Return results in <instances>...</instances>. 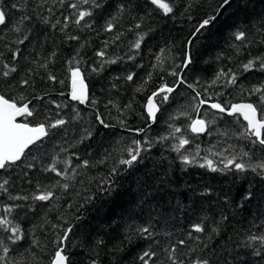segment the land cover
<instances>
[{"label": "trees", "instance_id": "trees-1", "mask_svg": "<svg viewBox=\"0 0 264 264\" xmlns=\"http://www.w3.org/2000/svg\"><path fill=\"white\" fill-rule=\"evenodd\" d=\"M74 2L79 0H65L63 5L58 0H3L7 20L0 26V94L14 98L18 106L31 101L33 116L22 120L31 126L57 118L68 123L51 129L39 151L33 146L20 162L0 170V183L9 181L8 191L0 190V216L19 224L24 234L12 244L7 239L11 233L0 229V240L11 249L7 261L0 264H52L56 241L69 226L73 232L65 254L71 264H91L97 254L101 264H141L138 257L149 246L157 251V264H170L162 248L172 245L184 264H193L198 257L207 258L210 264H264V246L248 239L264 234V178L251 171L213 172L198 164L185 165L172 150L178 141L160 140L172 133L170 125L180 127L182 132L175 135L192 140L185 146L187 152L194 153L199 145L200 157L208 156L221 168L220 157L210 156L208 149L225 156L248 151L254 154L252 162L264 158V149L258 144L238 137L246 126L241 117L216 113L208 105L201 106L199 114L193 111L198 99L209 97V104L257 102L249 91L264 84V71L259 61L249 71L242 65L264 57V0H231L223 8L222 0H163L173 7L167 14L151 0H97L101 6L80 26L73 22L76 9L69 7ZM88 8L80 4V10ZM211 15L217 16L213 24L196 33L202 20ZM22 16L31 19L21 23ZM48 16L52 23H61L52 28L40 19ZM66 16L72 20L61 31ZM109 23L115 25L112 31L106 30ZM16 27L21 31L16 32ZM240 31L246 33L243 41L235 38ZM26 35L28 39L19 44ZM69 36L80 39L69 40ZM141 36V47L136 49L134 44ZM17 49L20 56L13 59ZM101 50L106 52L104 58L96 55ZM188 54L192 63L184 68ZM102 60L116 63H104L100 70ZM5 65L17 71L4 77ZM75 67L81 69L89 88L84 106L69 96ZM173 70L182 73L186 83L162 105L156 97L160 111L152 123L147 113L149 97L161 85L172 87L177 82L170 74ZM221 70L236 74L235 86L222 80L212 83ZM132 73L134 79L128 81L126 77ZM50 75L56 80L49 79ZM25 79L28 85L22 84ZM188 84L201 97L193 99L195 91ZM98 114L111 126L100 125ZM198 115L209 122L215 118L203 136L187 127ZM134 140L149 141L152 146L133 166L121 165V159L130 158L126 149L134 147ZM85 159L89 167H83ZM54 162L59 170L67 169L70 178L48 171ZM65 183L67 190L62 187ZM48 190L54 193L48 201L31 198ZM249 192L253 195L245 200ZM17 196L29 199H11ZM7 206L12 207L10 214L4 211ZM149 223L159 245L136 232ZM197 223L203 224L204 233L192 230ZM99 239L106 248L95 245ZM181 239L186 241L184 245L178 244ZM257 250L260 255H255Z\"/></svg>", "mask_w": 264, "mask_h": 264}, {"label": "snow or ice", "instance_id": "snow-or-ice-1", "mask_svg": "<svg viewBox=\"0 0 264 264\" xmlns=\"http://www.w3.org/2000/svg\"><path fill=\"white\" fill-rule=\"evenodd\" d=\"M58 2L63 5L65 3V0H58ZM151 3L154 5H157L159 8L163 9V11L167 13L173 12V7L170 6L168 3H164L163 0H151ZM231 0H222V3L220 5L221 8H223L226 5H230ZM80 4L89 5L88 9L80 10ZM101 6L100 3L97 2V0H79V3H70L69 7L72 9H76V12L74 13L75 19L73 22L80 26L82 21H85L86 17H91L93 15V9L99 8ZM11 7L16 8L17 4H12ZM49 13H52V9H48ZM216 15L208 16L206 19H203L202 22L199 24V26L195 29L196 33H200L201 30L206 29L210 25L213 24V22L216 20ZM31 19V17L28 16H22L21 17V23L24 20ZM43 23L49 24L52 28H56L58 24L61 22L59 20H56L55 23H52L51 17H40ZM7 16H6V10L3 7V0H0V25L6 24ZM72 20V17L66 16L65 17V23L63 27L60 29L63 31L65 28L68 27V21ZM87 27H91V23H86ZM115 27L114 24L109 23L107 26V31H112ZM136 27H140V25H136ZM16 32H20L21 28L16 27ZM118 38V37H117ZM235 38L237 40H245L246 39V33L244 31H240L235 33ZM28 39V36H24L23 39H20L18 41L19 44H23L25 40ZM69 40H79L80 38L78 36H69ZM143 40V36L138 39L134 47L136 49H139L141 47V42ZM107 43V42H106ZM188 44H192V40L188 41ZM54 55V53H53ZM97 56L104 58L106 56V52L104 50L98 51L96 53ZM20 56V50L17 49L13 53V59H16ZM131 59V57H130ZM257 61H259V68L260 70L264 71V57H254L250 59L246 64H243L242 67L245 71H249L257 67ZM104 63H116V60H102V63L100 64V70L103 69ZM192 63V56L190 54L186 55L185 62L182 65L184 68H187L188 65ZM7 70L2 72V75L4 77L10 76L12 73L16 72L17 69L12 66L5 65L4 66ZM41 67H47V64H42ZM97 69H93V71H96ZM172 76L177 77V82L172 86L169 87L166 83L161 85L158 91L153 92L152 95L149 97L148 104H147V113L152 123L156 122L157 119V113L160 111V106H158L156 103H154V99L156 97H160V105L168 102L169 100V94L176 91L177 88L180 87V85L185 84L186 81L184 80L183 74L180 72H177L173 70L170 73ZM135 74H129L126 79L128 81H132L134 79ZM49 79L56 80V77L54 75H50ZM149 79L151 77L149 76ZM223 81L225 84L230 86H235L237 83V76L234 72L229 70L228 72H224L221 70V72L216 76V78L212 81L213 84H216L217 81ZM29 81L27 79L22 81L23 85H28ZM189 88H192L195 91V86L193 84L187 85ZM139 91V89H137ZM249 95H256L257 96V102L256 103H239V104H221L219 102L211 103L209 104L210 97L207 99H198V104H196L193 108V111H195L197 114H199L200 107L204 105H209V107L213 110H216L219 113H227L228 115L232 116L237 113L243 116V119L247 121L246 126L242 129L240 133H238V137H243L245 139H251L252 145H259L262 149H264V84L253 86L252 89L249 91ZM201 97V92L195 91V96L193 99H197ZM23 99V98H21ZM39 99H43V97H39ZM71 99L74 101H80L81 103H85L87 101V86L84 82V76L81 72V69L79 67H75L71 71ZM31 101H27L25 103H22L18 106V103L14 98H6L5 95L0 94V169H7L8 167L16 164L17 161H20L22 157L25 156L26 149H29L30 146H35L36 150L39 151L43 145L41 143L42 139L44 137H47L50 135L51 129H57L61 128L65 124L68 123L67 120L63 118H57L53 122H39L36 124L35 127L31 126L30 123H18L17 117H31L33 116V113L35 109H30L29 104ZM57 108H60L61 105L56 104ZM66 107V105H65ZM184 115H187V113H184ZM259 117V118H258ZM96 119L98 120L99 124L103 127L107 128L110 127L108 123L105 122V120L98 114ZM210 123H215V118L212 119L211 122H209L206 119L199 118V115L196 119L191 120V123L188 124V129L197 135L201 133L208 132ZM170 127L173 128L172 133H170L167 136L160 137V140H168V139H175L178 141L175 145L172 146V150L175 151L178 154L179 159L181 162L185 165H194L198 164L199 167H208L211 171H222V172H231L236 171L239 173H245L248 171H251L252 173H255L261 178H264V158H260L257 162H252V156L254 155L251 152L248 151H241L239 154H230L228 156H225L223 152H213V150L210 148L208 149V152L210 156H216L220 157L219 164H222L223 167H219L216 162L209 158L208 156L200 157V148L199 145H196V149L194 153L187 152L185 146L192 143V140L187 138L184 135H181L177 137L175 133L182 132V129L180 127H174L173 125H170ZM137 133L143 132V129H135ZM87 137L91 136V132L86 130ZM209 135L211 133L209 132ZM83 142V139H81V143ZM134 147H130L126 149L128 152V155L130 158L128 159H121L119 163L121 165H126L128 167H131L134 165V163L139 162L142 159L141 153L146 152L151 148V142L145 141L144 144L141 143L139 140H134L132 142ZM147 145V146H145ZM184 149L185 151L182 152L181 150ZM224 151H228V149H225ZM203 159L205 163H199L198 159ZM247 158V159H246ZM79 159V157H77ZM64 163L71 166L70 161H65ZM83 167H89L90 162L89 160L85 159L82 161ZM29 167H32V165H29ZM48 171L54 172L57 176H62L65 178L68 177L67 169H64L63 171L59 170L56 166V163L54 162L48 169ZM116 172V169H112V173L114 174ZM9 181L5 179L3 183H0V190L3 192H7L8 189L6 185H8ZM62 187L67 190L69 185L67 183L63 184ZM253 193L249 192L244 198L245 200L250 199L252 197ZM54 196V193L50 190L45 191L39 195H34L31 198L38 201H48ZM11 199H29L28 196L24 197H11ZM16 207H19V205H16ZM5 213H11L12 207L7 206L4 208ZM223 219H227V217H224ZM0 229H3L5 232L11 233L7 237L9 241L12 242V244H16L18 241L23 239V230L21 229L19 224H14L12 220L8 219L7 216H0ZM192 230L196 233H204L205 227L201 223L194 224L192 226ZM216 235H219V230L217 228H213L211 230ZM73 232V227L69 226L63 230V234L58 238L56 241L58 247L57 250L54 253V258L52 261V264H71L69 260V255L65 254V248L68 246L67 242L70 239V234ZM136 232L140 235V237L144 240H151L155 244H160L159 240H155V231L153 228V225L149 223L147 226H142L136 229ZM189 237L191 238V232H189ZM195 239L199 240L200 237H196ZM209 239H211V236H209ZM251 241H259L262 246H264V234H261L259 236L251 235L248 237ZM95 245L98 247L100 245H104L106 248L107 245L105 244V241L103 239L96 240ZM186 241L184 239H181L178 241L179 245H184ZM207 245H205L206 247ZM0 247L3 249V255H0V261H7V258L9 257V253L11 249L3 243V240H0ZM103 250V249H101ZM121 249H117V251H120ZM162 251H164L167 255L166 258L168 261H170V264H184V261L180 259V257L177 255V248L176 245H172L171 247H163ZM260 251L257 250L255 252V255H260ZM157 251L153 250L151 246H149L148 249L144 250L141 255H139L138 260L141 262V264H157ZM91 264H101V261L99 260V255H95L91 258ZM160 264H164L163 261H160ZM193 264H210V261L207 258H196L193 261Z\"/></svg>", "mask_w": 264, "mask_h": 264}, {"label": "water", "instance_id": "water-1", "mask_svg": "<svg viewBox=\"0 0 264 264\" xmlns=\"http://www.w3.org/2000/svg\"><path fill=\"white\" fill-rule=\"evenodd\" d=\"M157 6V5H156ZM0 26H2V25H0ZM84 82H85V84H86V86H87V101L85 102V103H81L80 101H74V100H72L71 99V83H70V94H69V96H70V99H71V101L72 102H74V103H80L81 105H85L87 102H88V100H89V88H88V85H87V83H86V81H85V79H84ZM154 103H156V98L154 99ZM157 104V103H156ZM209 106V105H208ZM210 108V107H209ZM213 110V109H212ZM214 112H216V113H219V112H217L216 110H213ZM158 114H159V112L157 113V116H158ZM219 114H223V115H226V116H229V117H235V116H239V117H241L242 119H243V116L242 115H240L239 113H237V114H235V115H232V116H230V115H228L227 113H219ZM25 117H17V122L18 123H23L22 122V120L24 119ZM200 118V117H199ZM259 118V117H258ZM243 121L247 124V121H245L244 119H243ZM34 127V126H33ZM207 132H205V133H201V134H199V135H197V134H195V133H193V134H195V135H197V136H202V135H204V134H206ZM46 137H44L43 139H42V141L45 139ZM31 147H33V146H30V148ZM29 148V149H30ZM29 149H26V151H25V153L29 150ZM23 158V157H22ZM21 158V159H22ZM21 161V160H20ZM20 161H17L16 163H18V162H20ZM0 170H2V169H0Z\"/></svg>", "mask_w": 264, "mask_h": 264}, {"label": "bare ground", "instance_id": "bare-ground-1", "mask_svg": "<svg viewBox=\"0 0 264 264\" xmlns=\"http://www.w3.org/2000/svg\"><path fill=\"white\" fill-rule=\"evenodd\" d=\"M203 136V135H202Z\"/></svg>", "mask_w": 264, "mask_h": 264}]
</instances>
